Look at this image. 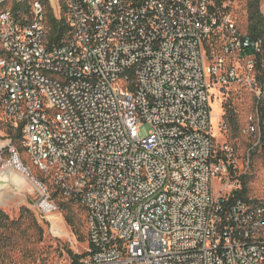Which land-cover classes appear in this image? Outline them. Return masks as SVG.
I'll use <instances>...</instances> for the list:
<instances>
[{"label": "built area", "instance_id": "built-area-1", "mask_svg": "<svg viewBox=\"0 0 264 264\" xmlns=\"http://www.w3.org/2000/svg\"><path fill=\"white\" fill-rule=\"evenodd\" d=\"M5 1L0 105L51 182L31 177L39 217H62L55 191L87 212L76 264H264V195L233 193L234 148L212 130L210 91L264 95L262 39L238 28L232 0H66L55 44L40 0ZM242 132L259 144L257 111Z\"/></svg>", "mask_w": 264, "mask_h": 264}, {"label": "rangeland", "instance_id": "rangeland-1", "mask_svg": "<svg viewBox=\"0 0 264 264\" xmlns=\"http://www.w3.org/2000/svg\"><path fill=\"white\" fill-rule=\"evenodd\" d=\"M52 7L58 11L57 1L49 0ZM12 0H6L5 5H11ZM234 19L240 30H245V10L242 0H232ZM261 11L264 14V0H261ZM214 94L211 97L212 108V130L216 143L222 144L225 141L234 148L236 158L235 174L243 176L248 186V194L252 196L264 195V164L258 157V154L251 155L252 138L242 132L247 126L250 117L256 115V96L255 93L245 87L242 83L229 85L224 94L216 90L210 91ZM224 111L230 113L231 120L222 117ZM224 121L227 125V132L220 130V125ZM11 122L4 114L0 107V173L11 168L18 179L17 186L11 181L3 179L0 175V209L4 210L11 219L20 215V210L27 207L38 219L41 226L45 229L42 242L37 245L40 251L37 253V261L34 264H73V255L83 257L87 249L86 222L85 213L80 206H75L81 211V217L84 221L81 227L82 235H77L64 219V211L60 208L59 202L63 198L59 195L53 196L55 203L60 208L62 217L55 212L54 218L59 217V221L54 220L51 216L48 218L39 217L38 203L40 194L38 186L34 179L44 180L50 190H52L49 177L35 168L27 158L23 147L18 139H15L13 145L17 148L22 163L29 168L30 177L23 171L16 168L9 151H7V142L10 139L8 135L9 125ZM150 130V125L145 122L141 124L140 137H146ZM249 151V164L247 166V152ZM233 176V175H232ZM234 180H232L233 182ZM214 190L218 189V183L214 182ZM31 233V231L29 230ZM12 253L14 259H20L19 250ZM27 261V260H26ZM18 264V262H17Z\"/></svg>", "mask_w": 264, "mask_h": 264}, {"label": "trees", "instance_id": "trees-1", "mask_svg": "<svg viewBox=\"0 0 264 264\" xmlns=\"http://www.w3.org/2000/svg\"><path fill=\"white\" fill-rule=\"evenodd\" d=\"M29 1L31 0H23L21 2L12 0V6L16 9L27 5ZM40 1L45 9L46 24L48 27V40L51 44L58 43L69 29L66 0H57L59 7L58 11L52 7L49 0ZM242 4L245 10V30L241 31L247 33L254 39L260 38L263 42L262 51L258 53L256 57V78L258 82L263 85L264 14L261 11V0H242ZM256 111L258 116V127L260 130V142L256 147L251 149L250 153L251 155L258 154L259 159L264 164V95L258 101ZM230 116L229 111H224L222 115V117L226 120H231ZM8 135L11 138L12 143H15V139H18L21 144V126L15 127L10 124ZM240 178H243V176H238L239 180ZM240 183L241 188L233 191V193L240 197L249 196V189L246 181L242 179ZM56 195L59 194L55 191L53 196ZM59 197L63 198L60 195ZM59 204L60 208L64 211V219L66 223L77 235H82L81 227L83 226L84 221L81 217V211L77 210L75 207L79 205L73 204L64 198L59 202ZM80 207L85 213L86 222L87 212L84 207ZM44 233L45 229L27 207H23L20 210V215L14 219H11L4 210L0 209V264H17V262L18 264H34L38 258L37 253L40 251V248H38L37 245L42 242ZM17 249L20 253L19 260L14 259L12 256V253L15 252L14 250ZM80 257L81 256L73 255V263H78Z\"/></svg>", "mask_w": 264, "mask_h": 264}, {"label": "bare ground", "instance_id": "bare-ground-1", "mask_svg": "<svg viewBox=\"0 0 264 264\" xmlns=\"http://www.w3.org/2000/svg\"><path fill=\"white\" fill-rule=\"evenodd\" d=\"M12 173H14L13 171H12V169L11 168H6V169H4L1 173H0V175L2 176V178L5 180V179H9L10 181H11V183L13 184V185H18L17 184V182H18V179L15 177V175H13ZM52 218H54V216H55V213H52L51 215H50ZM54 220H60L59 219V217H57L56 216V218H54Z\"/></svg>", "mask_w": 264, "mask_h": 264}, {"label": "water", "instance_id": "water-1", "mask_svg": "<svg viewBox=\"0 0 264 264\" xmlns=\"http://www.w3.org/2000/svg\"><path fill=\"white\" fill-rule=\"evenodd\" d=\"M54 1H57V0H54Z\"/></svg>", "mask_w": 264, "mask_h": 264}]
</instances>
